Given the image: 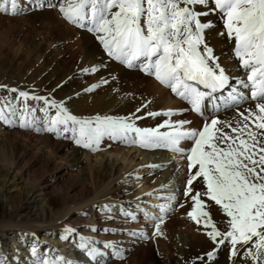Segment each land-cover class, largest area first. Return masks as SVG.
I'll return each mask as SVG.
<instances>
[{"label": "snow or ice", "instance_id": "6c2138e0", "mask_svg": "<svg viewBox=\"0 0 264 264\" xmlns=\"http://www.w3.org/2000/svg\"><path fill=\"white\" fill-rule=\"evenodd\" d=\"M195 6L205 10L197 11ZM17 8V0H0V14L15 15ZM59 12L70 25L93 34L109 58L154 77L200 115L204 102L213 93L229 87V75L205 43L204 32L214 25L200 19L219 16L225 30L220 35L234 42V56L246 74V80L237 83L250 88V98L256 102L254 109L245 110L247 114L238 113L240 119L235 127L232 122L213 116L199 130L186 128L191 122L183 120L141 128L136 121L145 118L138 113L147 104L126 117L80 119L70 114L62 102L30 96L15 88L10 91L18 93L14 99L22 101L23 107L17 109L11 100L4 101L0 104V121L10 127L56 136L71 132L76 145L93 152L99 150L106 137L142 148L163 147L182 155L188 173L183 195L192 202L187 215L211 229L205 234L217 250L227 241L230 258H235L240 255L237 245L247 246L245 256L254 264H264V0H64ZM97 87L93 85L86 91ZM30 99L43 102L41 111L45 118L39 122L41 127H36L34 110L26 103ZM244 99L236 87L231 88L228 101L238 105ZM49 109H54L55 115L49 116ZM175 114L169 110L146 115L154 118ZM183 141H191L190 150L181 147ZM198 180L203 185L201 190L194 187ZM205 198L219 206L228 218L227 231L217 228L206 210ZM165 210L162 206L161 211ZM155 231L160 234V223L155 225ZM79 247L96 259L97 249H89L88 242ZM32 252L36 255L35 248ZM215 256V250L207 253L209 260ZM38 264L70 262L63 258L58 262L41 259Z\"/></svg>", "mask_w": 264, "mask_h": 264}, {"label": "bare ground", "instance_id": "6f19581e", "mask_svg": "<svg viewBox=\"0 0 264 264\" xmlns=\"http://www.w3.org/2000/svg\"><path fill=\"white\" fill-rule=\"evenodd\" d=\"M32 2H37V4L34 5ZM17 4L19 11L22 10V6L25 10L28 9L27 6L33 4V9H36L39 6L38 4L48 6L49 3L47 0H17ZM195 7L197 11L205 10L200 6ZM200 19L202 22L210 21L214 25L205 30V43L214 50L219 64L230 77L229 87L213 93L211 98L204 102L203 115L191 111V105L187 101L177 97L170 89L160 85L154 77L148 76L140 70L129 69L109 58L94 35L89 32H81L77 30V27L76 29L67 24H62V32L72 40L70 46L74 48L76 55H72L76 59L72 58L73 60L69 62L68 66L55 65L57 63L55 60L56 63L55 61L52 62L54 65L50 69L51 74L34 82V77H37L39 71L44 68L43 63H46L44 62L46 60H44L43 63L39 64L38 70L34 71L37 76L35 74L29 75L28 78L31 80L21 81V87H16V89L26 91L30 96L48 97L58 103L62 102L70 114L80 119H94L97 116L126 117L135 112L137 108L147 104V107L138 113V115L145 117L136 121L137 126L141 128H155L168 120L172 122L183 120L191 122L186 125V128L199 130L206 121L210 122L213 116L220 121H230L235 127L236 121L240 119L238 113L245 112L246 109H254L256 102L250 98V88H244L237 83L240 80H246V74L244 69L239 67V61L234 56V42H230L226 35H220L225 31L223 21L215 14L202 16ZM59 22L56 13L53 14L50 25L54 26ZM46 36L45 38H47ZM51 53L49 51L43 52L48 60ZM67 54L68 52L64 55ZM52 60H49V62ZM59 60L63 61L62 58ZM64 60L67 59L64 58ZM62 64L65 65L63 62ZM93 67L97 68L98 71H84ZM102 81H107V83H102ZM93 85H99V87L93 91H86ZM232 87H236L238 92L245 97L244 100L239 101L238 105L236 102L228 101ZM201 90L206 91L203 88ZM26 103L34 111L39 105V101L31 99ZM183 105L188 107L189 113L182 116L167 117L158 115L153 118L146 115L148 112L164 113L169 110L175 112L180 110ZM20 106L23 107L22 101ZM245 114L247 113L245 112ZM161 131H170V129L161 128ZM224 131L230 132V129L225 128ZM43 144L50 148L48 155H46V161H51L56 154L62 153L63 156L68 157L72 167H84L81 170L82 175L86 176L91 187L95 185V180H98V182L93 188L91 197L89 198L88 195L85 198L86 200L80 202L77 207L78 211L67 212L56 217L55 211L69 201L67 192H51L49 191L51 187L48 188V186L41 183L30 184L27 179H24L23 175L19 176V174L13 173L10 171L11 169L3 170L0 168V193L5 196L2 202L6 205L12 204L8 212L0 215L2 264H38L41 259L58 262L61 258L69 261L70 264H89V262L96 264L97 260L95 261L90 257L87 250H81L79 247L82 242H88L89 249H97V257L103 254L108 259V253H110V251H106L108 249L116 252L121 258H123V255L127 257L134 248V243L132 242L133 237L129 238L125 234V228L133 229L135 233L143 232L146 224V221L140 220L137 216V205L141 206L145 199L139 196V192L133 191L131 180L139 181L137 175L140 174V170L141 174L145 172L144 170H148L150 173L149 182L152 181L153 183L152 185H146L149 182L143 183L145 186L141 189L146 190V188L152 186V192L155 194L151 195L160 198L161 200L155 199V201L159 206L167 209L171 207V204H168L172 202L171 199L175 202L182 195L185 186L187 161L182 155L167 148H142L138 145L132 146L121 142H113L105 137L99 150L91 155L93 151L90 152L80 146L77 149H69V144L57 145L56 143V147L51 145L48 138L44 140ZM103 144L105 145L102 146ZM181 147L190 150L191 141H183ZM1 159L3 163L7 162L3 153ZM17 160L18 158H15L12 161V168H14ZM137 160L138 162H136ZM165 198L168 199V202L164 200ZM120 200L126 201L122 210L124 208L127 211L131 210L130 216L132 219H130L133 222L127 219H125V223L123 221L119 222L118 218L121 217L115 212L116 209H110L108 211L111 212H107L108 206H112L113 203L118 204ZM150 210L158 216V213L152 207H150ZM206 210L210 212L217 228L220 231H227L228 218L223 215L219 207L212 203L206 207ZM99 225L110 226L109 228L115 231V235L105 237L102 232L97 231ZM180 225L182 226V224ZM66 229L72 231L67 232ZM205 229L207 231L211 230L210 228ZM65 233L69 236L73 235V240H66ZM134 235L137 234L133 233ZM192 240H189L188 243L184 237L178 236L177 249L170 250L169 255L163 257L161 264H254L250 258L245 256L247 246L237 245L240 255L230 258V245L227 241L217 250L216 245L209 238L206 241L201 236ZM185 246L188 247L187 251L184 250ZM33 248L36 249V255H33ZM76 250L88 255L89 262L80 263L78 260L73 259L74 257L80 258V255L76 256ZM214 250L216 256L213 260H209L207 253ZM99 260L103 259L100 257ZM132 261V264H142L135 260Z\"/></svg>", "mask_w": 264, "mask_h": 264}, {"label": "rangeland", "instance_id": "374dc122", "mask_svg": "<svg viewBox=\"0 0 264 264\" xmlns=\"http://www.w3.org/2000/svg\"><path fill=\"white\" fill-rule=\"evenodd\" d=\"M47 1L49 3L48 6H41L40 4H38L39 6H37L36 9H33L34 5H36L37 2H32L34 3V5L31 4V7L27 6L28 9L26 8L25 10H23L24 7L22 6V10L18 11L17 8V12L15 15L0 14V94L3 93L2 95H0V98H2V100H0V104H2L4 101L11 100L15 104V107L17 109L22 108L20 106L21 101L14 99L17 94L11 92L10 89L21 87V81L25 79H29L30 81L31 79L28 78V76L32 74L36 75V72L34 71L38 70L40 66L39 64L43 63L44 60H46L44 61L46 63H43L44 68L39 71V75H36L37 77H34V82H36L37 79L39 80L43 78V76L51 74L50 69L54 65V63L52 62H54L55 60L57 61V63L55 61V65L68 66L69 62L73 60L72 58L76 59V57L73 56L76 55L74 48L73 46H70L72 44V40L64 32H62V24H67L68 26L76 28L67 23L63 19L62 14L59 12V6L64 3V0ZM51 13H56V18L60 21L59 23H57V25H50V21H52L53 19V14L50 15ZM55 27H57L58 29ZM59 28H61L62 30ZM48 30L51 31L49 32ZM77 30L81 32H87L86 30H82L79 28ZM45 33L46 35H49L46 36ZM45 36L47 38H45ZM38 41L44 44L42 45V43ZM37 48H40L41 51ZM66 49L68 50V54L64 55L65 53H67L65 51ZM44 51H49L50 53L52 52V58L50 57L51 59H53L52 61L49 62V60H51L50 58L49 60L46 59V54L44 53L45 56L43 54ZM68 55L72 57H69ZM55 58H57L58 60ZM61 58L63 61L59 60ZM64 58L67 60H64ZM62 62L65 65H63ZM38 104L39 105L34 111V116L36 121L38 122L36 124V127H41L42 124H40L39 122L43 121V119L45 118L44 112L41 111L44 105L42 101H39ZM53 115H55V110L49 109V116ZM15 119H17L18 123V116L15 117ZM47 138L51 142V145L56 146V143L57 145H64L66 143L69 144V149H77L79 147L72 139L71 132H61L60 136H56L52 133L21 129L18 126L10 127L4 122L0 121V151L2 150L0 152V168H2L3 170L11 169V172L17 173L19 174V176L23 175L24 179H27L30 184L41 183L42 185L48 186V188L51 187L49 190L51 192H67L69 201L63 206L59 207L54 213L56 217H59L67 212L71 213L78 211L77 207L79 206L80 202H82V200H86L85 198L88 195L89 198L91 197L93 188L96 186L98 180H95V185L91 187L86 176L82 175L81 170H83L84 167H72L68 157L63 156L62 153L56 154L54 157H52L51 161H46V155H48V150H50V148L44 145L43 142ZM104 145L105 144H103L102 146ZM126 146L129 147L128 145ZM132 146H135V144H132ZM89 151L91 152V150ZM2 153L4 154L7 161L5 163H3L1 159ZM94 154L95 152H91V155ZM15 158H18V160L14 168H12V161ZM136 162H138V160ZM144 171L145 172L141 174L140 170V174L137 175L139 181L132 179L131 184L133 186V191L139 192V196L145 199L143 200L141 206L137 205L138 218H140V220H144V222L146 221V224L144 225L145 231H139L135 233L133 229L130 230L126 227L125 234L129 238L133 237L132 242L134 243V248L130 251V255L127 257L123 255V258H121V256L117 255L116 252L108 249L106 251H110L111 253H108V259L107 257H104L103 254H101L95 259V261L97 260L96 264H132V260L141 262L142 264H161L163 257L169 255L170 250L177 247L178 236L182 238L184 237L185 241L188 243L189 240L193 241V238L196 239V237L200 238L201 236L202 239L207 241L208 238L205 234L207 230L205 229L202 221L198 223L196 221H193L187 215V213L191 210L192 202L189 198L183 195L185 186L182 190V197L180 196L181 198L179 197L175 200V202H173V200L171 199L172 202L168 203L171 204V207H169L168 209L165 208V211H161L162 206H159L157 204V201H155V199L159 200L160 198L152 196L153 194H155L152 192V186L148 189L146 188V190H143L144 188L141 189L145 186L144 184H146V182H149L150 180V173L148 172V170ZM185 177L186 181L188 173ZM152 183L153 182L151 181L146 185H152ZM194 187L196 188V190H201L203 185L198 180L195 183ZM4 197L5 196L1 195L0 193V215L8 212L10 210V206L12 205L10 203L9 205H6L4 202H2L5 199ZM146 199L148 200L146 201ZM164 200L167 201L168 199L165 198ZM205 202L207 206L213 203L211 201H207L206 198ZM125 204L126 201L123 200H120L118 204L113 203L111 204L112 206H108L107 212H111L108 211L110 209H116L115 212H117L121 217L118 218L119 222L123 221L125 223V219L133 222L130 216L131 210H124L125 208L122 210ZM150 207H152V209L158 213V216L152 213ZM160 218H163L162 222ZM157 223H160V234H156L155 231V225ZM180 224H182V226ZM109 227L110 226L104 227L103 225H99L97 227V231L99 230V232H102L105 237H112L113 235H115V231ZM133 233L137 235L133 236ZM65 234L66 240H73V235L69 236L67 235V233ZM184 250L187 251L188 247L185 246ZM76 256H79L80 258L74 257L73 259L78 260L80 263H84L85 261L89 262V256L84 254V252L82 251L80 252L76 250ZM1 257L2 253H0V263ZM100 257L103 260H99ZM89 264L91 263L89 262Z\"/></svg>", "mask_w": 264, "mask_h": 264}]
</instances>
